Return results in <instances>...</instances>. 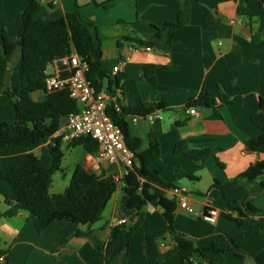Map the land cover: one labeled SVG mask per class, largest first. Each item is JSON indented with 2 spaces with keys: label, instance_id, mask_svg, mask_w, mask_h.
I'll return each instance as SVG.
<instances>
[{
  "label": "crops",
  "instance_id": "1",
  "mask_svg": "<svg viewBox=\"0 0 264 264\" xmlns=\"http://www.w3.org/2000/svg\"><path fill=\"white\" fill-rule=\"evenodd\" d=\"M17 1L3 0L0 5V28L4 27L10 41L16 40L20 29V22L13 20ZM38 2L40 8L34 14L35 20L55 21L75 13L92 26L96 37L92 57L100 58L102 69L111 79L116 76L122 79L123 95L115 94L122 106L149 107L157 98L164 103V110L147 117L127 116L125 121L130 136L140 141L138 153L146 151L150 144H157L161 158L151 168L160 172L164 182L184 190L193 214L178 207V198L171 189L149 178L141 181L149 185L150 194L177 202L173 223L176 232L201 248L212 243L226 244L227 251L217 258L216 264H264V230L260 228L264 227V189L248 180L232 184L249 166L264 161V154L245 148L248 140L261 135L250 121L259 100H264V15L260 21L257 19L264 10L259 3L256 0H115L103 9L96 4L102 5L107 0ZM89 6L100 15L88 19L80 9ZM181 11L188 13V22L182 28L170 39L167 32L158 33L166 23L175 22ZM145 47L151 51H145ZM19 63L18 54L10 62L0 54V78H6L7 69L15 75L13 83L12 76L4 82L11 89L0 91V123H13L8 97L19 83ZM51 66L53 71L47 74L57 75V64ZM146 66L154 67L157 85L147 82ZM115 67L117 73L113 72ZM103 93L108 101H113L106 89ZM39 94H33V99L42 101L44 94ZM202 94L215 100L216 105L209 107L199 101L197 98ZM221 95L232 102L221 104ZM190 108L197 111L196 116L188 113ZM181 141L190 150L211 153L204 162H194L174 152L175 145ZM36 145L40 156L45 148L49 154L47 140L33 145L30 148L33 154ZM87 155L81 164L84 169H88ZM51 163L50 156V161L42 164L49 167ZM95 171H104L115 179L124 175L122 166L105 163ZM215 183L226 187L228 200L214 188ZM121 195L119 188L101 219L90 227L53 222L40 234L35 230L34 217L26 212L19 211L11 218L1 216L7 206L0 197V251H8L10 264H108L95 252L87 233L105 244L110 230L124 219L131 227L132 238L110 264H181L157 201L148 203L130 220L119 209ZM245 201L259 212H244L247 218L238 227L225 215H236L229 204L240 208ZM208 209L218 212L214 224L200 219V214ZM239 233L244 238L235 250L240 255L237 257L229 241Z\"/></svg>",
  "mask_w": 264,
  "mask_h": 264
},
{
  "label": "trees",
  "instance_id": "2",
  "mask_svg": "<svg viewBox=\"0 0 264 264\" xmlns=\"http://www.w3.org/2000/svg\"><path fill=\"white\" fill-rule=\"evenodd\" d=\"M114 1L107 0L102 5H96L107 9ZM256 1L264 10V0ZM2 3L3 0H0V5ZM39 8L38 0L17 1L13 20L20 22V29L15 41L9 40L4 27L0 28V54L6 62H10L16 54L20 60L19 83L14 94L8 97L13 109V123H0V197L7 206V210L1 216L11 218L19 211L26 212L34 217L33 224L39 234L53 222H68L75 226L90 227L101 219L107 203L121 188L119 209L130 220H133L148 203L157 201L166 223L167 233L173 239L174 250L181 264H216L217 258L227 251V245L212 243L208 248H201L184 234L176 232L173 223L177 202L174 199L150 194L149 185L141 182L142 179L149 178L168 189L175 188L162 180L158 170L151 168V165L161 158L157 144H150L146 151L138 153L140 141L130 136L125 121L127 116L147 117L164 110L165 105L160 98L154 99L149 107H124L118 100H110L106 105V114L121 130L125 145L135 157L132 168L122 177L121 185L104 171L87 170L78 164L73 170L69 186L62 194L48 193L54 172L61 170L62 145L60 143L55 146L48 145L52 158L49 167L44 166L30 148L48 140L70 114L79 110V106L69 98L66 91L46 92L48 66L74 53L80 61L87 63L86 78L96 94L106 89L109 94L116 97L117 92L118 95H123V88L122 79L118 76L111 79L109 73L102 69L100 58L92 57L96 37L91 25L84 23L75 13L67 14L55 21L35 20L34 14ZM263 15L264 11L257 15L258 21ZM187 22V11H181L175 22L166 23L158 33L167 32L170 39ZM253 38H257V35ZM205 65L208 66L209 63L205 62ZM58 68L60 71L63 69L62 66ZM61 76L67 75L63 73ZM144 76L149 84L157 85L154 67H144ZM35 93L44 94V99L42 101L33 99L32 95ZM197 99L209 107L216 105V101L207 94H202ZM219 102L227 105L232 99L221 95ZM250 121L261 131V135L248 140L245 148L252 153L264 154V100H259L258 109L250 117ZM76 146L82 147L85 154L94 155L98 150L97 141L90 137L74 139L67 148ZM174 152L200 163L211 153L210 150H190L184 141L175 145ZM242 180L257 182L264 189V161L249 166L232 184ZM214 188L228 200L225 186L215 183ZM229 207L236 215H225V218L238 227H242L247 218L244 212L251 214L259 212L248 201L240 208L232 207L230 204ZM260 228L264 230L263 226ZM76 235L80 233L77 232ZM87 235L93 242L95 252L102 255L108 264L129 246L132 238L131 227L126 224L114 226L105 244L91 233ZM243 238L244 234L239 233L229 241V246L237 257L240 255L235 250L240 247ZM8 254V251H0V258L5 257V261L0 264H10Z\"/></svg>",
  "mask_w": 264,
  "mask_h": 264
},
{
  "label": "built area",
  "instance_id": "3",
  "mask_svg": "<svg viewBox=\"0 0 264 264\" xmlns=\"http://www.w3.org/2000/svg\"><path fill=\"white\" fill-rule=\"evenodd\" d=\"M145 51L149 52L151 48L145 47ZM56 64L58 67L62 66L63 69L60 71L58 68L57 75H48L45 80V90L47 93L66 91L69 98L79 106V110L66 118L58 131L47 140V146H55L57 143L62 146L69 145L74 139L90 137L97 141L98 150L94 155H87V170L95 171L102 163H105L111 166H122L124 175H126L132 168L134 153L125 145L121 130L106 114L107 96L103 92L96 94L88 82L87 63L80 61L76 54L72 53ZM117 71L118 67H115L113 72L117 73ZM63 73L67 76L62 77ZM111 99L115 101L116 97H111ZM116 109L119 110L117 106ZM188 113L191 116L197 115L194 108H190ZM121 179L122 177L116 178L115 181L121 184ZM171 191L178 198V207L193 214V210L185 199L184 190L175 187ZM217 216L216 210L208 209L200 214V219L208 224H214ZM125 223L124 219L119 221V224ZM2 258H0V263L5 261V257Z\"/></svg>",
  "mask_w": 264,
  "mask_h": 264
},
{
  "label": "rangeland",
  "instance_id": "4",
  "mask_svg": "<svg viewBox=\"0 0 264 264\" xmlns=\"http://www.w3.org/2000/svg\"><path fill=\"white\" fill-rule=\"evenodd\" d=\"M80 10H82L83 13L85 14V16H87V18L90 20H91V18L100 15V13L95 8H93L91 6H89V8L82 7ZM10 66H12V64ZM7 70H8V72L6 73V78H0V82H1L0 83V91L8 88V86L6 84H4V82L9 80V78L11 76H12V83H13V81H15V75L13 76L12 70L11 69L10 70L7 69ZM52 71H53V67L51 65H49L47 68V72L52 73ZM17 80H19V74H17ZM10 89L8 88V90H10ZM39 95H41V93ZM10 117L13 121V109H12V107L10 108ZM37 147H38V145L34 146L32 150H34V154L36 156H39V159L42 161V163L45 164L48 159L50 161V156L47 152V149L45 148L43 150L44 152L42 151L43 155L40 156L39 152H37V149H38ZM47 148H48V146H47ZM61 153H62L61 162H60V169L61 170L54 172V174L52 176L51 185H50V188L48 191V193L50 195L62 194L66 190V188L69 186L74 168L78 164H82V161H83V158L85 155L84 150L80 146H76L73 148H67V145H63L61 147Z\"/></svg>",
  "mask_w": 264,
  "mask_h": 264
}]
</instances>
